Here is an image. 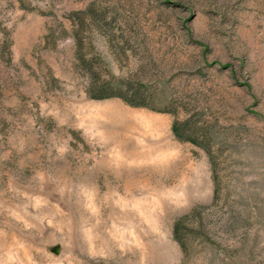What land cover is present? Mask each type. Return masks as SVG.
<instances>
[{
  "label": "rangeland",
  "instance_id": "rangeland-1",
  "mask_svg": "<svg viewBox=\"0 0 264 264\" xmlns=\"http://www.w3.org/2000/svg\"><path fill=\"white\" fill-rule=\"evenodd\" d=\"M0 264H264V0H0Z\"/></svg>",
  "mask_w": 264,
  "mask_h": 264
},
{
  "label": "trees",
  "instance_id": "trees-1",
  "mask_svg": "<svg viewBox=\"0 0 264 264\" xmlns=\"http://www.w3.org/2000/svg\"><path fill=\"white\" fill-rule=\"evenodd\" d=\"M92 96L94 98H106V97H120L125 102L134 106H149V103L144 102L147 99L143 92L139 88L128 87L124 83H101L100 81H92ZM143 100V101H142ZM162 111L161 109H156ZM185 125H189V122L175 121L172 125V131L179 140H189L195 144L198 143V138L195 137V130H192L191 135L188 137L183 134L185 131Z\"/></svg>",
  "mask_w": 264,
  "mask_h": 264
}]
</instances>
